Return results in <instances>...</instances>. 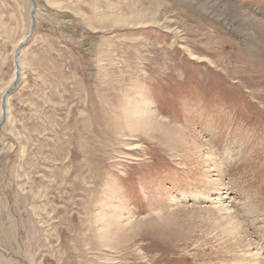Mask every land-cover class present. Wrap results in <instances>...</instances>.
Returning a JSON list of instances; mask_svg holds the SVG:
<instances>
[{
    "label": "rangeland",
    "instance_id": "374dc122",
    "mask_svg": "<svg viewBox=\"0 0 264 264\" xmlns=\"http://www.w3.org/2000/svg\"><path fill=\"white\" fill-rule=\"evenodd\" d=\"M34 2L0 264H264V0ZM32 10L0 0V124Z\"/></svg>",
    "mask_w": 264,
    "mask_h": 264
},
{
    "label": "water",
    "instance_id": "95a60500",
    "mask_svg": "<svg viewBox=\"0 0 264 264\" xmlns=\"http://www.w3.org/2000/svg\"><path fill=\"white\" fill-rule=\"evenodd\" d=\"M33 4V10L31 13V18H32V24H31V32L30 34L23 40V42L21 43L20 47L17 50V56H16V63H15V68H16V75H15V81L13 83V87L10 88L4 95L3 98V105H2V112H3V118H2V122L0 124V129L3 126V123L6 120L7 117V113H6V107H7V99L10 96V93L16 88V86L19 84L21 76H20V67H19V61H18V55L20 54V51L22 50V47L24 46V44L28 41V39H30V37H32L33 35V30H34V25H35V11H36V3L34 2V0H30Z\"/></svg>",
    "mask_w": 264,
    "mask_h": 264
},
{
    "label": "bare ground",
    "instance_id": "6f19581e",
    "mask_svg": "<svg viewBox=\"0 0 264 264\" xmlns=\"http://www.w3.org/2000/svg\"><path fill=\"white\" fill-rule=\"evenodd\" d=\"M24 39H22V41H23ZM250 64V63H249ZM20 67V66H19ZM15 75H16V73H15ZM15 75H14V78H15ZM2 115H3V112H2ZM7 119V118H6ZM160 127H161V124H160ZM158 128V127H157ZM163 142V141H162ZM220 170V169H219ZM261 260V259H260ZM255 261V260H254ZM251 262V261H250ZM263 262V261H262ZM253 263H256L257 264V262H253ZM245 264H250V263H245ZM260 264H261V262H260Z\"/></svg>",
    "mask_w": 264,
    "mask_h": 264
}]
</instances>
